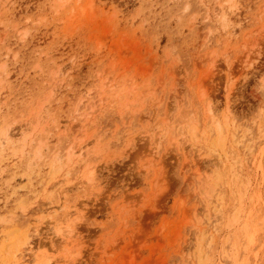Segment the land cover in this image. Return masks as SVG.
<instances>
[{
	"label": "rangeland",
	"instance_id": "1",
	"mask_svg": "<svg viewBox=\"0 0 264 264\" xmlns=\"http://www.w3.org/2000/svg\"><path fill=\"white\" fill-rule=\"evenodd\" d=\"M0 264H264V0H0Z\"/></svg>",
	"mask_w": 264,
	"mask_h": 264
}]
</instances>
